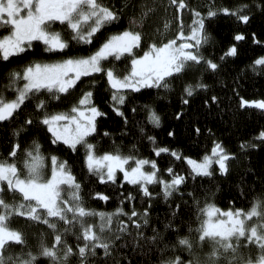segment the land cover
I'll use <instances>...</instances> for the list:
<instances>
[{"label":"snow or ice","instance_id":"obj_1","mask_svg":"<svg viewBox=\"0 0 264 264\" xmlns=\"http://www.w3.org/2000/svg\"><path fill=\"white\" fill-rule=\"evenodd\" d=\"M127 3L124 0L117 7L105 0H0V62L9 64L11 59L28 55L37 45L42 49L40 55L32 56L19 68L8 69L4 74L6 83L0 86V122L15 120L28 103L36 112L35 121L30 114L16 121L8 155L0 157V264H264V191L253 193L247 209H222L208 196L201 202L190 188L181 192L189 178L212 176L214 163L220 173L227 174L229 160L237 158L236 152L214 141L210 153L193 158L181 149L159 144L157 137L149 135L142 123L135 120L131 123L150 143L155 155L166 153L175 160L186 161L190 166L187 175L172 162L161 169L156 159L137 153L136 145L124 152L114 139L112 150L97 152L92 137L102 134L111 138L115 134L107 127L98 128L97 118L108 113L93 100L97 84L94 79L70 108L49 109L50 100H59L61 94L74 90L82 77L100 74L106 78L109 106L121 120L120 133L128 135L135 128H129L126 108L135 116L139 107L146 113L147 122L157 127L161 124V114L154 104L130 102L129 93L155 89L158 95L166 96L175 87V81L183 77L180 107L174 113L180 119L193 94L211 88L205 75L215 78L221 62L237 56V42L246 37L243 31H236L234 42L227 44L219 57L205 54L204 46L213 41L206 22L225 14L247 23L252 17L249 9L264 4L237 3L230 7L209 0L206 10L200 11L187 0H167L168 6L178 10L175 35L160 36L157 28L158 35L145 41L143 27L157 5L154 0H139L132 5L133 14L128 16L127 26L96 39L93 47L94 39L106 26L121 20ZM183 9L192 14L188 25L179 14ZM58 22L60 27H56ZM171 23L164 21L165 32ZM251 36L254 42L264 44L256 33ZM137 49L141 54H137ZM121 57L129 60L124 72L118 71L114 63ZM250 66L253 70L264 69V55L256 57ZM8 90L12 91L11 96L6 95ZM210 101L218 102L219 97L212 94L204 103ZM240 103L241 107L255 105L264 110V98L240 97ZM34 122L46 128L52 144L63 142L72 152L82 149L88 173L101 183L127 182L135 186V191L118 193L119 202L112 210L89 206L82 182L67 159L49 154L50 166L46 170V157L37 139L33 138L30 146L21 147V136ZM194 131L200 132L198 125ZM168 135L174 136L175 130H169ZM256 138L264 141V129L259 130ZM258 147L260 144L247 140L238 144L241 154ZM18 152H23L19 164ZM120 174L122 178L118 179ZM152 186H158L160 191H152ZM186 194L198 223L189 224L187 234H181V213L186 202L173 197ZM90 195L109 200L102 191L93 189ZM159 197L171 201L162 224L152 223L150 212L153 199ZM17 214L43 223L51 241L42 231L35 247L29 245L25 233L9 223ZM72 238L74 241L70 242ZM252 245L258 249L255 256L243 251ZM14 247L18 250H12Z\"/></svg>","mask_w":264,"mask_h":264},{"label":"trees","instance_id":"obj_2","mask_svg":"<svg viewBox=\"0 0 264 264\" xmlns=\"http://www.w3.org/2000/svg\"><path fill=\"white\" fill-rule=\"evenodd\" d=\"M109 5L121 7L124 0H105ZM153 2V0H150ZM157 5L155 12L151 13L144 24L143 30L145 33L144 39L147 41L153 36H157L156 29L160 28V36H173L177 30L176 16L178 10L174 6H168L167 0H154ZM139 0H128L127 7L123 9V15L120 21L111 26H106L98 36L94 39L93 47H95L96 39H103L108 32L117 31L126 27L128 24V16L133 14V4H138ZM187 3L192 7L198 8L200 11H205L209 0H187ZM217 5L234 6L237 3H247L255 5L257 3L264 4V0H215ZM252 12V17L249 22H239L234 16L220 14L217 17L211 18L206 22L208 30L212 33L213 41L204 46L205 54H211L214 57H219L225 46L233 41V35L236 31H243L246 34L244 40L237 42L238 55L235 57H227L221 62V70L215 78L205 75V82L211 85L208 90L198 91L193 94L189 104L184 106L185 114L182 118L177 119L174 113L180 107V91L183 86L184 78L181 77L175 81V87L166 96H160L155 89L148 91L141 90L139 93H129L130 102H139L140 104L152 103L161 114V124L157 127L147 122L145 119L146 113L137 108L135 116L129 109H125L130 117L129 128H135L131 123L132 120L140 121L149 135L157 137V141L161 145H167L181 149L184 155H190L193 158H202L205 152H211L214 141H220L229 151L236 152L237 158L229 160V172L227 174L220 173L218 165L213 164V175L202 176L198 175L194 180L189 178L186 181L187 187H182L181 192H187L190 188L196 192L197 197L203 202L208 196L222 209L228 207H243L249 208L252 201L253 193L264 191V141L256 138L259 130L264 129V110L255 105H245L241 107L240 97L245 99H261L264 98V69L253 70L250 66L252 61L264 55V44L253 41L251 33H256L259 40L264 41V7H252L249 9ZM180 11V10H179ZM185 24L191 23L192 14L189 10L183 9L182 14L179 13ZM168 19L172 23L165 32L162 25ZM144 44L141 45V48ZM42 49L37 45L34 50L29 51L28 55H21L11 59V63L5 64L0 62V86L6 83L5 72L12 68H19L25 64L34 55H40ZM137 54H141V50L137 49ZM115 67L118 71L124 72L127 70L129 60L121 57L115 61ZM91 79L97 81L94 88L93 100L99 105L104 112H107L106 117H98V128L102 130L107 127L115 135L114 137H105L102 134L93 136L92 139L96 142V151L103 152L112 150L116 145L124 152H129L132 145H136V152L142 156L154 158L157 160L161 169L168 166L170 162L174 163V167L184 172L186 175L190 166L184 160H175L170 154L162 153L159 157L152 151L150 143L140 136L138 128L130 132L128 135L120 133V118L113 113L109 106V90L105 83L106 78H102L100 74H91L90 77H82L81 81L77 82L74 90H70L67 94H61L59 100H50V110H66L77 101L81 91L85 89ZM215 94L219 97V101H210L205 104L204 101L209 99V96ZM6 95L11 96L12 91L8 90ZM47 98V97H46ZM33 115L35 121L36 112L33 109L32 103H28L27 107L19 113L15 120H10L7 123L0 122V157H6L10 150V140L12 128L17 126L16 121H22L25 115ZM199 126L200 132L194 131L195 126ZM175 130L174 136H169V130ZM211 130V131H209ZM33 138L37 139L41 145V152L45 154L46 170L50 166V160L47 159L49 154H56L58 157L67 159L76 178L82 182L83 193L86 196V203L97 209L112 210L119 202L120 192L135 191V186L127 182L120 184L101 183L96 179L94 174L88 173L84 161L83 150L79 149L76 152L69 150L68 146L60 142L52 144L50 134L46 128L39 123L34 122L28 129L27 133L21 136V147L30 146ZM241 140L251 141L252 143L260 144V147L254 148L241 154L238 149V144ZM23 158V152H18L17 162ZM122 178V174L118 179ZM241 188L244 189L241 192ZM105 192L109 196V200L105 201L99 197L90 195L92 190ZM152 191L159 192L158 186H152ZM10 198V197H9ZM173 200H182L186 202L183 205L181 217L183 224L181 225L182 233L187 234L188 225L193 226L198 223L195 218L192 202L188 194L183 197L177 195ZM169 202H165L162 197L154 198L150 208L153 220L152 223L162 224L165 219V213L168 211ZM140 204V197L137 195V205ZM125 207H128L125 202ZM178 223L180 221H177ZM12 227L21 229L28 240L29 245L35 247L41 232L47 234V239L51 241V234L48 233L47 227L43 223H34L28 221L19 214L13 216L9 221ZM193 239L195 233H192ZM169 238H174L170 236ZM74 238L70 240L73 242ZM207 248V243L204 245ZM12 250H18L15 247ZM243 251L256 255L258 249L255 245L246 247ZM155 260V257H152Z\"/></svg>","mask_w":264,"mask_h":264},{"label":"rangeland","instance_id":"obj_3","mask_svg":"<svg viewBox=\"0 0 264 264\" xmlns=\"http://www.w3.org/2000/svg\"><path fill=\"white\" fill-rule=\"evenodd\" d=\"M56 27H60L59 22L57 23Z\"/></svg>","mask_w":264,"mask_h":264},{"label":"flooded vegetation","instance_id":"obj_4","mask_svg":"<svg viewBox=\"0 0 264 264\" xmlns=\"http://www.w3.org/2000/svg\"><path fill=\"white\" fill-rule=\"evenodd\" d=\"M179 13H181V14H182V10H180V11H179Z\"/></svg>","mask_w":264,"mask_h":264}]
</instances>
